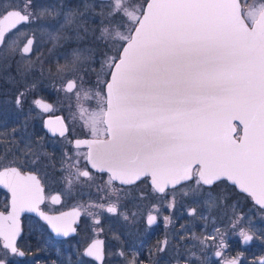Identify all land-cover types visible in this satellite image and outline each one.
<instances>
[{
	"label": "snow or ice",
	"instance_id": "obj_1",
	"mask_svg": "<svg viewBox=\"0 0 264 264\" xmlns=\"http://www.w3.org/2000/svg\"><path fill=\"white\" fill-rule=\"evenodd\" d=\"M49 86L69 112L44 125L61 138L59 158L29 129L35 109L53 110L40 95ZM8 104L25 118L10 127L0 113V186L10 193L0 264L26 256L22 212H38L57 236L76 233L77 209L49 215L40 205L83 188L98 197L87 207L118 216L127 234L116 235L115 252L92 240L44 264H244L243 252L226 254L227 237L264 244V225L240 207L250 200L264 221V0H9L0 8V105ZM50 179L59 194L46 195ZM148 195L160 204L145 211ZM161 205L184 208L193 226L174 228L144 257L132 230L156 223Z\"/></svg>",
	"mask_w": 264,
	"mask_h": 264
},
{
	"label": "flooded vegetation",
	"instance_id": "obj_2",
	"mask_svg": "<svg viewBox=\"0 0 264 264\" xmlns=\"http://www.w3.org/2000/svg\"><path fill=\"white\" fill-rule=\"evenodd\" d=\"M9 1V0H7ZM6 6V5H5ZM45 100L53 105V110L50 112H43L40 109H35L29 117V129L34 130L39 136L43 137V143L47 145V151L54 153L59 158L62 148L64 147L61 138L53 136L51 132L45 128V122L51 121L55 126V118L68 117L69 112L67 104L62 103V98L58 95L51 86L46 91L40 93ZM28 111L26 106L25 112ZM0 113H3L8 120L11 127L13 122L23 121L25 118L24 113H16L10 104L0 105ZM46 195L52 196L60 193L61 188L54 179H50L47 182ZM140 188L147 194L150 189L141 185ZM140 188L136 191L139 192ZM10 200V193L6 188L0 186V208L3 207ZM98 197L93 188L91 191L87 188L75 189L71 196L62 195L61 202L53 204L50 199H47L44 204L40 205V210L46 212L49 215H58L60 212H68L73 209H77L80 213L78 218V224L74 226L77 228V232L65 238H58L50 230V227L43 223L39 218H36L29 214H24L20 219L21 224V237L18 238L17 243L21 250L26 252V256L18 258L19 264H34L35 260H40L41 264H44L46 259H56L57 257L63 258L67 254L75 252L79 249L83 251L84 247L92 240H101L104 243V247L108 252H115L117 250L119 241L115 238L119 233H125V224L118 217L107 212H102L98 208H89L87 205L90 202H96ZM142 208L147 211L152 204H160V201L151 195L147 196V199L140 201ZM131 207V205H129ZM241 210L258 225H264V221H261L259 214L252 216V203L250 200H240ZM135 210V209H133ZM154 215L156 213H153ZM171 216L173 223H169L165 226L164 216ZM99 219L100 224L96 225L95 220ZM223 220V224H221ZM181 224H186L189 227L193 226V222L187 217L185 209L177 206L176 209L169 211L167 207L161 205V211L157 217L156 223L150 228L145 229L143 221L140 222L139 230L133 229V235L130 239H135L137 244L143 241L144 257L147 256V250L157 241L164 239L165 235L171 240L175 230H179ZM217 226L225 227L227 220L223 217H218L216 220ZM208 231H211L212 225H207ZM102 229V230H101ZM200 231L199 228L196 229ZM230 245V252L226 253L229 256H235L238 251L243 252L245 259L244 264H251L254 257L264 255V244L259 241L253 242L249 245H242L239 243L240 237L235 234H231L227 237ZM210 260L215 262L216 257L209 253ZM86 261L91 258H85ZM92 264H96L92 261ZM105 264H121V261L117 257H106ZM161 264H166V261H161Z\"/></svg>",
	"mask_w": 264,
	"mask_h": 264
},
{
	"label": "water",
	"instance_id": "obj_3",
	"mask_svg": "<svg viewBox=\"0 0 264 264\" xmlns=\"http://www.w3.org/2000/svg\"><path fill=\"white\" fill-rule=\"evenodd\" d=\"M72 211V210H71ZM71 211H68V212H71ZM24 214H29V215H32V216H34V217H36V218H39L43 223H45V224H47V222L46 221H44L40 216H39V213L38 212H22L21 214H20V219H21V217L24 215ZM80 216V215H79ZM79 216L77 217V223L76 224H78V218H79ZM48 225V224H47ZM49 226V225H48ZM50 227V226H49ZM50 230H51V227H50ZM52 231V230H51ZM53 232V231H52ZM55 235H56V233L55 232H53ZM74 234V233H73ZM73 234H70V235H73ZM56 237H58V238H65V237H63V236H57L56 235Z\"/></svg>",
	"mask_w": 264,
	"mask_h": 264
},
{
	"label": "rangeland",
	"instance_id": "obj_4",
	"mask_svg": "<svg viewBox=\"0 0 264 264\" xmlns=\"http://www.w3.org/2000/svg\"><path fill=\"white\" fill-rule=\"evenodd\" d=\"M8 4H9V1H7V0H0V8L7 7Z\"/></svg>",
	"mask_w": 264,
	"mask_h": 264
}]
</instances>
